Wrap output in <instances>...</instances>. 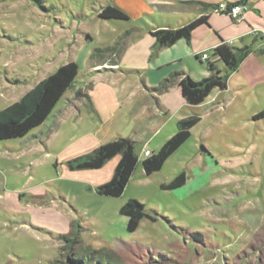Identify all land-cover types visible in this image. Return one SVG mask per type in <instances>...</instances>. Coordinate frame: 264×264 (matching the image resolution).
<instances>
[{
    "label": "rangeland",
    "instance_id": "374dc122",
    "mask_svg": "<svg viewBox=\"0 0 264 264\" xmlns=\"http://www.w3.org/2000/svg\"><path fill=\"white\" fill-rule=\"evenodd\" d=\"M109 4L111 0H0V109L67 61L79 62L77 81L92 73L85 54L110 42L107 38L123 27V22L99 17ZM218 65L226 67L222 61ZM119 68L130 74L110 72L98 82L114 88L122 104L117 110L128 113L121 123L131 122L141 78L138 68ZM243 76L244 71L232 74L231 87L217 91L222 103L205 112L159 171L145 174L141 150L148 136L136 140L140 160L119 197L100 195L92 182L65 173L67 155L79 146L76 140L94 134L100 122L86 97V106L78 102L75 116H61L44 137L0 140V264H70L67 254L72 252L94 264H264V118L255 117L264 109V85L238 88L246 83ZM88 85L80 84L76 94L80 91L82 97ZM142 110L139 106L137 113ZM176 125H149V133L161 129L149 141L152 153L176 133L167 137ZM182 170L188 175L185 185L161 187ZM131 197L157 217L144 218L133 232L129 218L120 213ZM69 233L74 245L61 238Z\"/></svg>",
    "mask_w": 264,
    "mask_h": 264
},
{
    "label": "crops",
    "instance_id": "0c3cea01",
    "mask_svg": "<svg viewBox=\"0 0 264 264\" xmlns=\"http://www.w3.org/2000/svg\"><path fill=\"white\" fill-rule=\"evenodd\" d=\"M223 1L230 3L244 1L243 3L249 6L244 19L238 22L230 16L216 13L214 8ZM111 3L122 8L128 14L129 19L104 20L113 24L123 22V27L107 38L110 42L103 41L101 47L85 54V66H88L93 72L78 80L75 86L69 89L72 91L71 95H67L68 90L47 121L36 128L35 133L27 135H31L34 140L44 137L52 123L58 124L57 122H59L61 116L65 114L75 116V106L78 102H82L86 106V101L82 100L84 97L89 101L91 99L93 113L100 122L93 129L94 134L89 133L76 140L79 142V146L67 155V161L91 152L104 144V138L107 137L108 140L116 137H129L135 141L136 145V140L148 136L141 152L149 150L152 153L153 151L148 148L149 141L161 133L160 128H163L167 121L178 123L192 113H201L203 119L208 109H213L222 103L217 99L219 98L217 91L221 92L222 90H214L207 100L200 105H190L184 99L178 85L172 86L163 93L156 92L155 87L174 72H184L198 80L209 76L210 71L207 61L202 58V54L209 52L210 60L218 61V58L212 55V51L223 42L232 41L231 45L238 48L251 46L253 50L239 69L235 71L236 73L244 71L242 81L246 82L239 85L238 88L253 83L264 85V65L260 64L264 60V50L261 49L262 39L260 36V32L264 31V0H111ZM207 5L210 7H206ZM158 14L160 18L156 16ZM200 16H207L208 23L199 26L194 31L191 40L180 39L168 47L157 45L156 38L151 31L168 26H180ZM86 38L89 40L94 39L90 34H87ZM119 66L138 68V76L141 78L142 84L139 91L141 97L136 102L137 105L132 107L133 120L131 122L125 120L121 123V119L126 118L128 113L124 111V114H126L124 115L117 110L122 104L119 102V97L114 88L98 82L99 78L106 73H122L125 76L130 74L129 71H124L125 69H120ZM131 73L133 72L131 71ZM232 74L230 77H232ZM230 77L229 80H231ZM229 80L228 88L231 87ZM82 83H88V88L82 97H76V90ZM223 102L227 105L229 101L224 100ZM139 106L143 110L137 113ZM202 108L204 111L199 112ZM181 113L184 114L180 115ZM119 120L120 124H117ZM247 120L258 122V120L255 121V119H249L248 117ZM129 124L130 128H126L125 126ZM151 124L159 125L160 128L149 133L147 129ZM254 124L251 123L256 127ZM176 130L177 125L175 131L167 134V137H170ZM119 160L120 156L117 155L107 161L103 167L92 169L94 171L90 172H77V170H71L67 166L65 173L66 176L71 178L90 181L97 188V186L112 178ZM84 173L89 176L83 177L82 174Z\"/></svg>",
    "mask_w": 264,
    "mask_h": 264
},
{
    "label": "trees",
    "instance_id": "16d2710c",
    "mask_svg": "<svg viewBox=\"0 0 264 264\" xmlns=\"http://www.w3.org/2000/svg\"><path fill=\"white\" fill-rule=\"evenodd\" d=\"M40 1V0H38ZM243 3L244 1H240ZM206 7H210L207 5ZM103 20H128V14L119 6L109 4L99 12ZM208 23L207 16L180 26H168L151 31L156 38L157 45L168 47L180 39L191 40L194 31L201 25ZM251 46L242 48L234 47L223 42L212 51V55L218 61L206 59L210 75L194 81L184 72H174L163 79L155 90L163 93L172 86L178 85L182 95L190 105L204 103L214 90H226L230 75L237 71L243 61L252 53ZM225 63V69L219 67L218 62ZM225 70V71H224ZM79 74V65L76 61H67L60 65L53 73L40 80L33 88L27 91L20 100L0 109V140L24 138L33 130L43 125L52 115L64 94L75 86ZM81 92H77L79 97ZM90 102L92 103L91 99ZM256 118H264V110L255 115ZM202 120L201 113H192L177 123V131L159 149L143 159L142 164L146 175L162 169L167 159L173 155L191 137L192 128ZM119 155L120 160L115 168L112 178L97 186L100 195L119 197L121 196L139 163V156L135 150V141L129 137H119L115 140L101 144L89 153L75 157L67 161L71 170L99 169L107 161ZM188 181L185 170L178 173L169 183H163L161 187L166 190H174ZM120 213L129 218L128 230L133 232L138 229L144 219L156 221L157 217L148 211L147 205L136 197H131L121 207ZM71 233L61 235L70 245L77 243ZM70 264H94L84 257H75V253H69ZM103 264V263H99Z\"/></svg>",
    "mask_w": 264,
    "mask_h": 264
},
{
    "label": "built area",
    "instance_id": "2783aa9c",
    "mask_svg": "<svg viewBox=\"0 0 264 264\" xmlns=\"http://www.w3.org/2000/svg\"><path fill=\"white\" fill-rule=\"evenodd\" d=\"M214 10L218 14L230 16L235 21L240 22L244 19L245 13L249 10V6L241 2L230 3L227 1H223L218 3ZM260 36L262 39L261 49L264 50V31L260 32ZM227 43L232 44V41H229ZM202 58L209 59V52H204L202 54ZM143 154L145 156H149L151 152L149 150H144Z\"/></svg>",
    "mask_w": 264,
    "mask_h": 264
}]
</instances>
